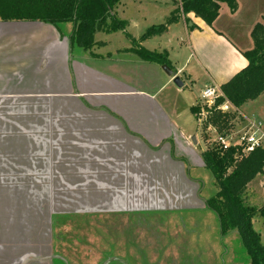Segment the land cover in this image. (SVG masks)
I'll use <instances>...</instances> for the list:
<instances>
[{"label": "crops", "instance_id": "obj_1", "mask_svg": "<svg viewBox=\"0 0 264 264\" xmlns=\"http://www.w3.org/2000/svg\"><path fill=\"white\" fill-rule=\"evenodd\" d=\"M177 4L172 0L171 12ZM257 24L264 26V0H236L235 10L221 5L211 26L193 14L180 18L168 28H175L178 47L154 51L167 52L183 86L185 79L191 85L200 82V92L219 89L247 66L243 53L254 46L251 32ZM71 29L69 24L58 31L49 24L0 21V264L57 260L40 254L47 250L46 241L35 243L31 233L36 228L46 236L44 202L64 199L58 192L64 185H77L73 192L79 197L86 185L87 203L96 198L173 200L174 182L147 161L165 144L167 158L192 167L189 136L169 122L157 102L172 78L160 65L129 52L130 42L121 48L96 34L90 51L72 46ZM245 105L236 110L228 103L227 110L244 114ZM245 116L239 132L249 122L260 124ZM171 128H176L175 138ZM33 190L37 197H31ZM87 207L65 215L96 211Z\"/></svg>", "mask_w": 264, "mask_h": 264}, {"label": "rangeland", "instance_id": "obj_2", "mask_svg": "<svg viewBox=\"0 0 264 264\" xmlns=\"http://www.w3.org/2000/svg\"><path fill=\"white\" fill-rule=\"evenodd\" d=\"M171 7L172 0H121L114 12L118 19L126 21L125 30L112 34L97 33V38L105 37L119 47L129 45L125 33L139 38L147 28L162 24L170 15ZM178 38L173 27L160 36L143 41L142 45L150 51L163 47L175 50L178 47ZM183 82L184 86L181 88L173 84L165 86L159 91L157 102L164 115L171 118L169 122L176 127L180 126L181 132L189 136L193 148L189 147L193 149L194 154V158L189 157L192 167L188 170V165L175 164L167 158L165 156L169 152L167 147H170L165 144L160 145L158 147L160 151L154 152L152 159L147 161V166L158 167L169 182H174V199L104 201L96 198L87 203V200H84V194H88L86 185L80 197L77 191L73 192L77 185L68 187L62 185L58 192L64 199L56 201L51 198L44 202L46 225L43 223L41 227L44 228L46 236H43L42 229V235L36 228L31 233L32 241L35 243L40 242L43 245L42 241H46L47 250L45 253L40 251V254L56 256L57 260L52 264H62L60 258L67 260L69 264H98L104 260V255L109 253L112 256L126 258L130 264H170L168 263L171 261L170 258L177 260L180 252L184 253V250L190 264H248L239 241L233 235L220 237L215 215L204 207L205 199L215 191L216 185L211 172L204 168L201 152L211 146L216 131L212 127H208L206 132L203 128L200 130L190 111V107L195 105L196 98L201 95V83L191 85L185 79ZM244 108L245 115L253 117L255 122L261 124L260 129L264 134V94L257 100L247 103ZM227 111L232 117L227 134L240 135L246 128L243 127L239 132L246 116L233 111L231 107ZM169 135L173 137L177 135L176 128L169 130ZM193 137L196 138L195 143ZM188 149H185L186 153ZM186 153L182 154L189 156ZM174 155L178 157L179 151H175ZM199 165L202 167H197ZM197 180L199 183L194 182ZM31 186L34 188L36 185ZM37 195V191L33 190L31 197ZM81 195L84 198H81ZM94 195L98 196L97 193ZM71 199H74L72 204ZM243 200L253 209L264 207V170L248 183ZM38 203L36 201V204ZM87 206L96 210L93 212H109L110 215L93 216L89 221L94 223L91 225L94 229H91L90 235L82 239V233L77 226H81L84 220L76 215H66L61 220L60 215L82 211L88 209ZM116 211L120 213L137 211L142 214L135 212L123 215L119 212L115 214ZM252 224L264 244V220L257 217L252 220ZM59 256L61 257L58 258Z\"/></svg>", "mask_w": 264, "mask_h": 264}, {"label": "trees", "instance_id": "obj_3", "mask_svg": "<svg viewBox=\"0 0 264 264\" xmlns=\"http://www.w3.org/2000/svg\"><path fill=\"white\" fill-rule=\"evenodd\" d=\"M120 1L0 0V21L49 24L58 31L61 26L69 24L72 27L70 44L84 51H90L97 45L95 41L97 33L112 34L125 30L126 21L118 19L114 12ZM222 4L231 10L236 8V0H178L177 7L162 24L147 28L139 38L125 33L131 45L129 52L138 55L144 61L170 68L166 51H148L140 44L165 33L169 26L187 14H193L207 26H211ZM251 37L254 46L252 50L243 53L247 66L221 85L219 87L221 97L216 99L210 108H205L207 117L203 125L204 132L208 127H212L219 135L227 134L232 117L228 111H222L220 106L227 102L237 110L248 102H253L264 92V26L257 24L251 32ZM201 109L200 103L191 107L195 118L198 117ZM201 159L204 168L214 177L216 185L215 191L205 199L204 207L215 215L220 237L233 235L239 241L248 264H264V244L252 224V220L257 217L264 220V207L256 210L246 205L243 200V193L248 183L263 173L264 148H257L248 155H242L233 147L222 150L218 144L212 143L201 152ZM74 215L84 220L81 226H77L82 233V239L90 235L91 229H94L91 226L94 223L89 221L93 216H109L102 212L90 211ZM62 217L65 218L66 215H61V220ZM143 219L146 221L145 218ZM186 254L184 250V253L180 252L177 260L170 258L171 261L168 263L190 264ZM60 259L62 264H69L67 260ZM98 264L130 263L122 256H112L109 253L104 255V260Z\"/></svg>", "mask_w": 264, "mask_h": 264}, {"label": "built area", "instance_id": "obj_4", "mask_svg": "<svg viewBox=\"0 0 264 264\" xmlns=\"http://www.w3.org/2000/svg\"><path fill=\"white\" fill-rule=\"evenodd\" d=\"M221 97L219 89L214 87L205 88L200 95L202 109L197 117L198 127L201 130L207 117L206 109L214 105L216 99ZM206 108V109H205ZM222 111H227L228 103L225 102L220 106ZM249 126L240 135L233 136V134L219 135L216 133L213 143L220 146L222 150L228 148H235L241 152L242 155H248L257 148H264V134L261 132V125L253 122L248 123ZM208 129H206L207 131Z\"/></svg>", "mask_w": 264, "mask_h": 264}, {"label": "water", "instance_id": "obj_5", "mask_svg": "<svg viewBox=\"0 0 264 264\" xmlns=\"http://www.w3.org/2000/svg\"><path fill=\"white\" fill-rule=\"evenodd\" d=\"M162 71L168 76L172 78V84L175 85L177 88H181L183 86L182 81L176 75V72H173L168 66H161ZM193 143H195V137L192 138Z\"/></svg>", "mask_w": 264, "mask_h": 264}]
</instances>
